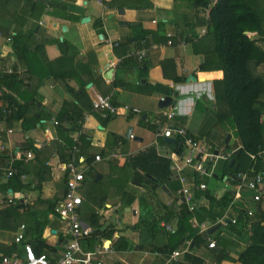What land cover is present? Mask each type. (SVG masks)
<instances>
[{
	"label": "crops",
	"instance_id": "obj_1",
	"mask_svg": "<svg viewBox=\"0 0 264 264\" xmlns=\"http://www.w3.org/2000/svg\"><path fill=\"white\" fill-rule=\"evenodd\" d=\"M44 1L52 2V5L47 4L39 20H28L22 29L26 33L33 27L36 30L42 28L45 31L42 39L46 36L65 42L62 48L52 40L46 44L45 51L49 61H56L52 65L57 64V70L66 75L56 77L50 74L40 80L33 78L31 88L28 92L25 91V97L19 92L25 88L13 91L20 101L34 106L29 108L28 116L31 119L36 110L43 114L38 116L35 126L30 129H25L20 120L11 124L5 120L0 121V195H7V192L2 191V186L9 181L6 177L7 169L14 162L22 158L26 164L38 162L36 152L26 149L29 142L34 143L39 150L57 140L63 141L58 133L59 127L63 125L69 129L71 123H60L57 117L59 112L63 108L75 111L82 109L84 120L80 126L83 133L92 140L90 147L83 151L90 156H93V152L101 154L103 160L93 161L90 166L82 164L85 179L79 191L83 198L79 213L81 209V219L93 229L84 216L88 215V209L89 213L96 210L101 216L99 224L104 225L108 232L114 230L111 240L103 235L95 240L84 238L83 249L91 252L97 246L108 247V251L101 256L106 264H165L171 253L165 254L160 249L170 246V235L177 231L176 221L170 222L174 225V231H165L161 226V222L166 220H162L154 230H136L133 226L139 220L137 202L125 206L112 193L104 207L100 202L107 185L111 183V175L118 176L120 170L130 174L131 167L124 165L129 155L150 145H154L157 151L162 148H168L169 152L175 151L172 146L165 145L160 140L164 137L156 138L160 124L179 126L177 123H180L212 148L222 149L229 135V141L233 139L232 133L217 124L214 114V80L221 78L223 72L203 71L201 65L205 56L194 51L193 43L198 41L196 35L202 36L206 33L203 30H207V10L197 7L194 0H104L105 6L94 0ZM64 26L66 30L63 29ZM9 29L11 34L15 33L14 25ZM9 38L0 35V63L3 69H17L25 80L24 86H27L30 80L26 65L16 55ZM139 51H145L146 58L140 60ZM157 84L165 85L172 91L171 94L155 90L153 86ZM97 94L110 97L118 108V113L104 123L96 113L86 108ZM166 96L172 97L171 103L161 107L162 97ZM198 100L203 101L206 111L196 108ZM170 105H177L179 109V114L174 118L163 114L164 108ZM119 117L124 118L123 128L115 123ZM55 120L59 124H55ZM130 129L136 134L135 139L127 136ZM141 130L149 131L152 137L145 138L139 132ZM114 134L126 139L119 149H114ZM70 135L75 140L79 133ZM28 151L33 152V157H27ZM65 160L67 159L57 151H53L43 163L46 170L41 188L17 191L24 194L25 203L31 206L32 210L26 211V216L31 218L36 215L45 221L41 237L56 247L50 256L52 264H57L71 235L58 213L49 211L48 205H42L39 201L57 204L63 197L68 177ZM31 167L34 171L37 170L36 165ZM24 175L26 177L22 180L28 181L32 180L34 174ZM131 183L137 184L140 191L145 189L139 183ZM35 187L33 183V188ZM17 192L11 187L8 189V194ZM159 194L167 206L173 207L174 202V207L180 205L178 199L172 198L168 187L165 190L163 186ZM127 207L131 210H127ZM22 225H25V241H28V224ZM21 226L17 231L0 228V253L11 249L23 253V243L15 242ZM49 226L52 232L46 237ZM228 226L218 224L208 232L223 237V240H232V243H227L226 248L229 258L219 263L216 252L220 250L219 246L209 248L208 241L205 240L191 249L192 241L184 238L175 250L182 253L178 257V264H192L185 257L187 252L195 254L201 264H243L237 258L246 242L229 231ZM127 244L128 249H119ZM77 264H82V260Z\"/></svg>",
	"mask_w": 264,
	"mask_h": 264
},
{
	"label": "trees",
	"instance_id": "obj_2",
	"mask_svg": "<svg viewBox=\"0 0 264 264\" xmlns=\"http://www.w3.org/2000/svg\"><path fill=\"white\" fill-rule=\"evenodd\" d=\"M194 1L197 7L207 10V20H205L207 32L202 36L196 35L198 41L193 43L195 53L205 56L201 69L203 71L221 70L223 72L221 78L214 80V114L217 124L228 133H232L233 139L226 143L222 149L241 146L233 155V163L230 164V161H228L223 165V173L235 174L239 171H247L250 170L253 164L255 171L262 170L264 165L260 159H251V154L258 155L264 149V0ZM47 4L52 5V2H45L44 0H0V35L12 39L11 43L14 51L26 65L28 80H30L26 84L27 86H24L25 80L20 76L17 69L6 70L3 67L0 69V121L5 120L8 124H11L13 121L20 120L25 129L34 127L38 116L43 113L36 110L31 119L28 116L29 108L34 106L20 101L13 91H18V88H25L24 91H19L25 97L26 92L32 86L33 78L40 80L50 74L56 75V77H65L66 75L65 72L57 70V64L52 65L56 61H49L45 51L46 44L52 40L58 42L62 48L65 42L46 36L42 39L41 36L45 32L42 28L36 30L33 27L26 33L22 29L28 20H39ZM13 25L15 33L11 34L9 27ZM153 88L163 90L167 94L172 92L162 84H157ZM4 102H7L8 105H4ZM86 108L92 113H96L103 123L112 116L109 115L106 119H103L100 112L94 110L92 101L89 102ZM196 108L201 111L207 109L201 100L197 101ZM57 117L60 123H71L69 129L63 125L59 127L58 133L63 141L57 140L46 148L39 150L34 143L29 142L26 149L36 152V155H38L36 161L38 162L26 164L24 158L14 162L12 167L16 168L18 172L2 186L4 193H8L10 187L14 192L41 188V183L45 179L43 174L46 170L43 163L50 153L57 151L63 158L67 159L66 162L74 157L76 141L70 135L72 133H79L80 140L79 152L76 154L75 151V157L79 158V154H82L88 166L95 161V152H93V156H90L83 151L88 149L92 143L91 138L81 132L80 125L84 120L83 110L76 109L75 111L72 108H63ZM160 140L165 145L172 146L175 150L181 152L182 148L178 140L174 143L167 142L164 138ZM125 141L126 139L123 136L114 134V149H119ZM171 164V158L160 155L154 145L147 146L129 155L124 165L131 167L130 174L120 170L118 176H110L111 183L105 189L100 202L101 205L104 207L106 200L111 197V193L115 197H119L125 206H131L137 202L139 220L133 226V229L136 230L144 228L154 230L159 227L162 220L176 221L177 231L170 235V246L160 249L165 254L174 252L184 238L192 241L191 249L205 242V240L208 241V238L216 239L217 247H220V250L216 251L217 262L221 263L222 260L229 258L226 248L227 243H232V240H223V237L209 234V232L200 234L199 227L192 224V219L196 217L201 222L207 219L213 221L217 213L220 215L230 205L235 192L227 190L221 197H217L214 189L202 191L208 197L209 206H200L195 211H190L185 203L174 207V202L173 207L167 206L162 201L159 190L166 185L172 192V198H176L175 193L180 187L179 181L172 174ZM33 165L37 166L36 171L32 169L31 166ZM27 173L34 174L32 180H22L21 176ZM251 176L252 173H250ZM131 181L139 183L145 189L140 191L137 184L131 183ZM33 183L36 185L35 188H33ZM238 183V180L231 181L232 185ZM39 202L42 205H48L47 209L49 211H55V203L44 200ZM263 204L264 193L262 200L252 204L255 212L252 218L246 216L242 209L232 205L230 216L238 217L239 223L236 225L229 224L227 229L246 242L237 258L243 264H264ZM31 210V206L23 201L5 207L0 211V228L17 231L23 223L28 224L26 233V236L30 235L28 242L32 243L37 254L47 253L50 257L56 247L50 245L41 237L45 221H42L36 215L31 218L26 216V211ZM88 210L86 211L88 215L86 214L84 217L93 227V232L88 237L95 240L98 236L103 235L111 240L114 230L108 232L104 225L99 224L101 216L98 212L93 210L89 213ZM81 213L83 214L80 209ZM249 221H253L252 235L245 230V225ZM51 232L50 227L45 233L46 237ZM31 234H33L32 237ZM128 248L129 244L119 249ZM12 250H5L4 253L11 254ZM185 257L192 264H201V260L192 252H187Z\"/></svg>",
	"mask_w": 264,
	"mask_h": 264
},
{
	"label": "built area",
	"instance_id": "obj_3",
	"mask_svg": "<svg viewBox=\"0 0 264 264\" xmlns=\"http://www.w3.org/2000/svg\"><path fill=\"white\" fill-rule=\"evenodd\" d=\"M95 2L104 5V0H94ZM207 30H203V33ZM9 41L12 39L9 38ZM145 51H139L138 57L140 60L146 58ZM2 65L0 63V69ZM165 100V97H162ZM8 105V104H7ZM94 110L99 111L101 117L106 119L109 115L118 113V108L112 102L110 97H106L102 94H97L93 100ZM163 114L168 118H174L179 114L177 105H170L164 108ZM55 124H59L55 120ZM81 132H83L81 130ZM174 138L175 141L180 142L181 152L175 150L169 152L168 148L159 149V154L162 156L170 157L172 160L171 171L174 177L179 181L180 187L175 193V197L179 200V203H185L190 211H195L200 206H209L208 197L202 193L207 189H211L207 181L209 179L216 180L217 188L214 189L215 195L221 197L227 190L235 192L234 198L230 205L223 210L220 215L217 213L213 221H199L196 217L192 219L194 225L199 227V233L205 234L208 230L216 225H236L239 223V219L236 216H230L232 205L234 207L242 209L246 216L252 218L255 214L252 208L253 202L263 199L264 193V169L254 170V164L247 171H239L235 174L230 172L223 173V165L233 159V155L240 149V145L232 146L226 149L212 148L205 141L199 139L195 134L191 133L184 126L174 127L170 124H160L156 133L158 137ZM130 139H135L136 134L131 132ZM76 146H74V157L65 163V169L68 174L66 188L63 197L56 204L55 211L63 221L66 230L71 235L69 242L66 245L64 252L58 259L57 264H77L82 260V264H106L101 257L108 251L106 246H97L94 251H85L82 246V240L90 236L93 229L86 225L81 219L79 208L83 203V198L79 191L83 186L85 179V170L82 168V164L85 163L84 157L80 156L76 158L78 145L80 144L79 136L75 139ZM156 144H158L156 142ZM76 151V154H75ZM27 157H33V152L28 151ZM119 156V154H113ZM259 156V158H258ZM251 159H260L264 165V149L258 154H251ZM103 157L101 154H96L95 161H101ZM17 169L12 166L7 169L6 177L10 178L14 174H17ZM250 173L252 176L250 177ZM22 179L26 176L22 175ZM238 180L237 185H232L231 181ZM219 186L222 187L219 192ZM20 201L25 202L24 194L19 192L0 195V211L9 206L16 205ZM240 204V205H239ZM264 206V204H263ZM220 209L218 208V211ZM217 211V212H218ZM161 226L165 231H174V225L167 221H162ZM25 225H22L19 232L16 234L15 242L23 243V253L19 250H14L12 254L0 253V264H52L50 257L47 253L37 254L28 241H25ZM245 230L250 235L253 234V221H249L245 225ZM189 245L187 248H189ZM208 247L216 248V240L208 238ZM182 253L180 251H174L170 257L166 260L165 264H178V257Z\"/></svg>",
	"mask_w": 264,
	"mask_h": 264
},
{
	"label": "rangeland",
	"instance_id": "obj_4",
	"mask_svg": "<svg viewBox=\"0 0 264 264\" xmlns=\"http://www.w3.org/2000/svg\"><path fill=\"white\" fill-rule=\"evenodd\" d=\"M123 119H124L123 117H119L118 119L115 120V123H116V125H118L119 128H121V127L123 128V124L125 125V123H122ZM126 126H127V124H126ZM139 132L141 134H143L145 136V138L152 137V133H150L149 131H143V130H141ZM146 141H148V139H146ZM207 183L209 184V186H210L211 189H215L218 186L216 180L209 179L207 181ZM221 188L222 187L219 186V192L220 193H222ZM159 192H160V190H159ZM28 200L30 201V196H29Z\"/></svg>",
	"mask_w": 264,
	"mask_h": 264
},
{
	"label": "water",
	"instance_id": "obj_5",
	"mask_svg": "<svg viewBox=\"0 0 264 264\" xmlns=\"http://www.w3.org/2000/svg\"><path fill=\"white\" fill-rule=\"evenodd\" d=\"M84 19H86V18H84ZM63 29L66 30V26H64ZM108 76H109V77H108ZM107 77L110 78V75H107ZM171 100H172V97H171V96H166V97H165V100H162V101H161V107L168 106V105L171 103ZM131 132H132V130L130 129L129 132H128V134H127L128 137L130 136ZM230 137H231L230 135L227 137V140H226L227 143L229 142ZM165 141H167V142H171V143H174V142H175V139H174V138H168V137H165ZM232 163H233V159L230 160V164H232ZM98 177H100V175H98ZM164 189L167 190V187L164 186ZM126 209H127V210H131L130 207H127ZM211 231H212V230H211Z\"/></svg>",
	"mask_w": 264,
	"mask_h": 264
}]
</instances>
